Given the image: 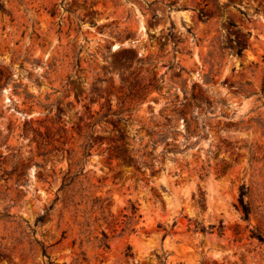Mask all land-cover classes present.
Returning <instances> with one entry per match:
<instances>
[{
  "label": "rangeland",
  "instance_id": "obj_1",
  "mask_svg": "<svg viewBox=\"0 0 264 264\" xmlns=\"http://www.w3.org/2000/svg\"><path fill=\"white\" fill-rule=\"evenodd\" d=\"M261 238L264 0H0V264H264Z\"/></svg>",
  "mask_w": 264,
  "mask_h": 264
},
{
  "label": "trees",
  "instance_id": "obj_2",
  "mask_svg": "<svg viewBox=\"0 0 264 264\" xmlns=\"http://www.w3.org/2000/svg\"><path fill=\"white\" fill-rule=\"evenodd\" d=\"M118 56H122V53L119 52L118 53ZM136 57V54L134 53L133 56H126V58L128 60H133L134 58ZM120 67H130L129 64H124V63H121L119 65ZM119 156H121L126 162H129V163H133V162H136V160L134 159V157L130 154H128V150L126 149V147L123 145L122 148L120 149V153H119ZM250 191V188L249 186H247L246 184H243L242 187H241V196H240V202H241V205L243 206L244 208V213L246 215V217L248 218L250 216V213H251V206L250 204L246 201L245 197L246 195L249 193ZM103 207V206H102ZM43 220V216H39L38 218V222L39 221H42ZM211 227H213V225H211ZM202 230H206V227L205 226H202ZM104 239H102V245L104 244L105 246H107V242H106V238L108 237L107 234L104 232ZM261 240L264 241L263 238H261ZM44 253H46V250H44Z\"/></svg>",
  "mask_w": 264,
  "mask_h": 264
}]
</instances>
